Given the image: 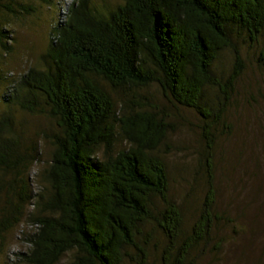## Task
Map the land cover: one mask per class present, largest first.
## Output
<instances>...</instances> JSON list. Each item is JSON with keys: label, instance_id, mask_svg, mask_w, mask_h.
<instances>
[{"label": "trees", "instance_id": "16d2710c", "mask_svg": "<svg viewBox=\"0 0 264 264\" xmlns=\"http://www.w3.org/2000/svg\"><path fill=\"white\" fill-rule=\"evenodd\" d=\"M12 1L0 0V17L16 14ZM68 11L54 27L43 68H31L7 98L57 126L46 136L54 150L42 192L34 194L24 176L39 161L37 145L25 146L9 114L0 120V201L4 191L8 199L0 234L20 225L34 200L30 248L15 264H58L68 253L74 264H149L157 242L166 245L167 264H189L219 219L213 126L243 68L235 37L258 43L264 0H74ZM9 34L0 27L5 51ZM225 50L235 61L223 84L214 67ZM152 86L205 126L207 191L189 234L161 154L174 130L171 116L144 94ZM208 89L221 94L218 111ZM7 173L15 179L8 182Z\"/></svg>", "mask_w": 264, "mask_h": 264}, {"label": "rangeland", "instance_id": "374dc122", "mask_svg": "<svg viewBox=\"0 0 264 264\" xmlns=\"http://www.w3.org/2000/svg\"><path fill=\"white\" fill-rule=\"evenodd\" d=\"M73 1L51 0L50 5L38 0H13L16 14L5 13L0 17V27L10 32L6 40L9 51L0 45V120L9 114L25 146L30 149L34 144L39 149V161L31 164L24 174L34 194L44 189L43 173L54 150L46 136L58 129L49 117L25 112L7 98L14 95V87L31 68H43L54 27L68 16ZM94 1L99 5L117 3V0ZM23 7L33 10L27 13ZM235 43L243 61L242 72L233 85L223 118L213 126L215 213L219 219L210 241L204 243V252L202 248L193 251L189 264H264V34L257 44L237 37ZM234 61L231 50L219 56L214 70L223 84L233 72ZM144 94L171 116L174 130L161 154L170 171L171 196L181 207L184 231L189 234L199 218L207 191L206 141L202 138L205 126L195 111L170 104L157 86ZM121 95L116 94L118 101ZM206 99L218 111L220 92L208 89ZM4 177L8 182L15 179L13 173ZM6 200L4 191L0 209ZM37 213L33 200L27 205L21 224L0 234V264H15L19 253L29 251L27 238L35 230L31 217ZM165 249L161 242L152 246L149 264H167ZM58 264H74L73 254L68 253Z\"/></svg>", "mask_w": 264, "mask_h": 264}]
</instances>
